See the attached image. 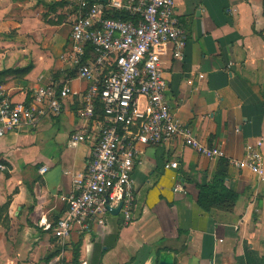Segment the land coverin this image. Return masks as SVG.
<instances>
[{
    "label": "crops",
    "instance_id": "obj_1",
    "mask_svg": "<svg viewBox=\"0 0 264 264\" xmlns=\"http://www.w3.org/2000/svg\"><path fill=\"white\" fill-rule=\"evenodd\" d=\"M69 1L0 0V72L32 66L26 75L0 76V96L23 102L38 86L67 75L74 92L86 90L72 69L71 25L59 24ZM176 15L188 41L183 60L174 59L171 45L163 57L171 111L230 159L244 158L248 144L264 157V0H179ZM80 108L79 96L72 95L60 116L46 118L34 132L0 140V165L7 167L0 169V206L10 202L6 229L0 223V247L29 248L11 261L72 264L79 249L78 264H160L167 252L174 264H264V181L227 160L200 155L182 138L137 146L128 222L109 216L106 225L75 232L60 244L53 228L68 209L73 178L85 172L92 148L71 139L84 126ZM175 162L178 169L171 167ZM43 166L49 170L41 174ZM221 167L225 187L239 199L232 212H204L198 186L213 183ZM179 179L186 194L174 191Z\"/></svg>",
    "mask_w": 264,
    "mask_h": 264
},
{
    "label": "built area",
    "instance_id": "obj_2",
    "mask_svg": "<svg viewBox=\"0 0 264 264\" xmlns=\"http://www.w3.org/2000/svg\"><path fill=\"white\" fill-rule=\"evenodd\" d=\"M178 1L70 0L72 69L88 84L86 90L74 92V79L67 75L38 86L23 102L0 96V140L12 132H34L46 118L60 116L69 97L80 98L84 126L71 139L92 148L85 172L73 178L68 209L53 228L62 245L75 232L106 225L121 203L120 215L130 220L139 144L159 146L182 138L200 155L227 160L264 181V157L256 146L248 144L241 160L230 159L222 148L202 141L167 103L163 57L171 45L174 59L183 60L188 41L176 15ZM171 167L178 169L179 163ZM48 170L43 166L40 173ZM174 191L187 193L181 179Z\"/></svg>",
    "mask_w": 264,
    "mask_h": 264
},
{
    "label": "trees",
    "instance_id": "obj_3",
    "mask_svg": "<svg viewBox=\"0 0 264 264\" xmlns=\"http://www.w3.org/2000/svg\"><path fill=\"white\" fill-rule=\"evenodd\" d=\"M66 2H57L52 5V8H57L65 5ZM32 69V66L16 69V70H6L0 72V76H6L10 74H23L26 75ZM30 97V96H29ZM225 168H220L218 171V175L216 176L213 183L204 186H198L199 189V197H198V205L204 212H211L214 208H219L226 212H232L235 204L239 199V195L226 188L224 185L225 181ZM10 202L7 204L0 206V223H8V217H4V212L7 213ZM55 226V225H54ZM60 253V248L50 254L46 260L49 263L53 258H55ZM79 257V249H76L74 252V261L72 264H78Z\"/></svg>",
    "mask_w": 264,
    "mask_h": 264
},
{
    "label": "rangeland",
    "instance_id": "obj_4",
    "mask_svg": "<svg viewBox=\"0 0 264 264\" xmlns=\"http://www.w3.org/2000/svg\"><path fill=\"white\" fill-rule=\"evenodd\" d=\"M65 23L67 26L71 25V14L70 11L68 9V11L66 12L65 15H62V19L60 20L59 24H63ZM17 24L13 25V29L10 28L9 32H12L13 34H17V28H16ZM3 228L6 229L5 227H7V223H2ZM13 242V241H12ZM20 249V251H24V252H28V247H23L21 249L20 246L17 245H9L7 247H0V264H31V262L28 261H20V262H14L11 261V258L13 259L15 257V254H17L18 250Z\"/></svg>",
    "mask_w": 264,
    "mask_h": 264
},
{
    "label": "water",
    "instance_id": "obj_5",
    "mask_svg": "<svg viewBox=\"0 0 264 264\" xmlns=\"http://www.w3.org/2000/svg\"><path fill=\"white\" fill-rule=\"evenodd\" d=\"M106 1V0H102ZM123 203H121L118 208H115L111 211V214L113 216L120 215L121 209H122ZM160 264H174V255L171 253H162L160 256Z\"/></svg>",
    "mask_w": 264,
    "mask_h": 264
}]
</instances>
